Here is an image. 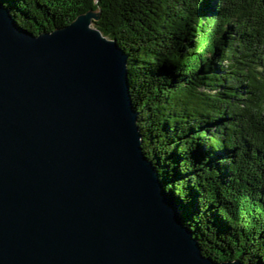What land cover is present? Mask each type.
Wrapping results in <instances>:
<instances>
[{"label":"water","instance_id":"1","mask_svg":"<svg viewBox=\"0 0 264 264\" xmlns=\"http://www.w3.org/2000/svg\"><path fill=\"white\" fill-rule=\"evenodd\" d=\"M0 0V264L204 256L142 153L127 55L86 12L26 32Z\"/></svg>","mask_w":264,"mask_h":264},{"label":"trees","instance_id":"2","mask_svg":"<svg viewBox=\"0 0 264 264\" xmlns=\"http://www.w3.org/2000/svg\"><path fill=\"white\" fill-rule=\"evenodd\" d=\"M1 1L33 35L99 11L142 153L201 253L264 264V0Z\"/></svg>","mask_w":264,"mask_h":264}]
</instances>
